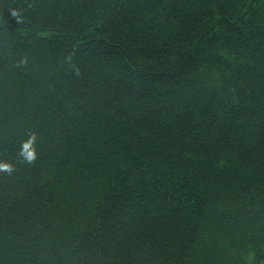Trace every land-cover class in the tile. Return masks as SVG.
I'll list each match as a JSON object with an SVG mask.
<instances>
[{
	"label": "trees",
	"instance_id": "obj_1",
	"mask_svg": "<svg viewBox=\"0 0 264 264\" xmlns=\"http://www.w3.org/2000/svg\"><path fill=\"white\" fill-rule=\"evenodd\" d=\"M0 162V264H264V0H0Z\"/></svg>",
	"mask_w": 264,
	"mask_h": 264
},
{
	"label": "clouds",
	"instance_id": "obj_2",
	"mask_svg": "<svg viewBox=\"0 0 264 264\" xmlns=\"http://www.w3.org/2000/svg\"><path fill=\"white\" fill-rule=\"evenodd\" d=\"M13 16H17V12L12 13ZM37 139L38 136L36 133H30L29 138L21 143L20 151L18 152V156L21 158L22 163H26L29 165H33L36 163L38 159L37 152ZM15 167L11 163L0 162V173H6L11 176L15 171Z\"/></svg>",
	"mask_w": 264,
	"mask_h": 264
}]
</instances>
